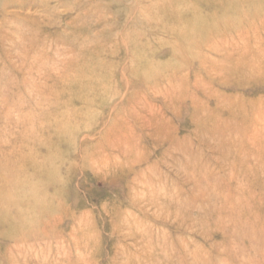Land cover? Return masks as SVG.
Listing matches in <instances>:
<instances>
[{
    "label": "rangeland",
    "instance_id": "374dc122",
    "mask_svg": "<svg viewBox=\"0 0 264 264\" xmlns=\"http://www.w3.org/2000/svg\"><path fill=\"white\" fill-rule=\"evenodd\" d=\"M0 264H264V0H0Z\"/></svg>",
    "mask_w": 264,
    "mask_h": 264
}]
</instances>
